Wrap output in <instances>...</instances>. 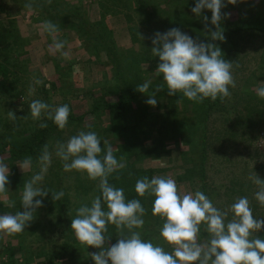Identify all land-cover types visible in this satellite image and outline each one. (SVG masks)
<instances>
[{
    "label": "trees",
    "instance_id": "1",
    "mask_svg": "<svg viewBox=\"0 0 264 264\" xmlns=\"http://www.w3.org/2000/svg\"><path fill=\"white\" fill-rule=\"evenodd\" d=\"M129 1L137 5L132 13H135V16L138 15L140 21L127 15L132 19L127 23L128 30L133 33L134 43L139 42L140 50L137 53L131 52L132 56L126 59L125 63L124 58H121L123 53L117 49L113 38L108 31H105L101 22L90 23L88 21L87 23L80 15L66 12V10L62 11V13L65 12L63 17L58 14H49L52 21H60L64 27L86 36V40L100 50L113 67L115 81L108 82V86L102 90L103 95H108L113 100L100 99L94 102L93 107L87 112L88 115L100 117L99 109L106 108L110 114V125L107 126L102 122L98 127L93 124L91 129L88 128V131H95L101 137L102 148L103 141L106 139L107 141L109 139L119 141L122 137L124 140V143L117 145L116 158L118 160L123 158L122 162L126 163V167L113 173L109 177V182L116 187L124 188L126 200L139 199L147 210L143 217L145 224L142 229H138L142 234V239L163 244L165 250L172 251L170 246L159 239L158 230L162 226L163 220L159 216L152 215L154 197L147 194L144 197H139L134 190L136 180L144 176L151 179L154 169L144 168L136 161L143 162L156 158L166 150V142L173 141L175 143L179 139L184 140L186 150L179 154L180 159L185 162L184 168L179 173L176 171L172 173L178 186H185L191 190L192 183L204 192L216 207L222 210H226L235 198L247 196L253 215L257 218L264 217V207L260 206L253 196L257 188L248 179L249 174L253 171L264 179V161L258 158L260 149L257 145L260 134L264 132V99H260L255 92V88L259 85L258 79L264 78V47L259 53L261 61L257 66L256 73H250L243 80L242 83L246 85H236L234 88L229 86L231 92L229 97L223 100L217 98L216 101L206 98L203 102L197 103L188 100L182 93L169 96L167 86L163 83L164 90L156 94L157 104L155 106L148 105L145 101L149 98V94L156 85L162 84L152 80L149 93H140L136 90L138 85L150 79L146 77V71L140 67V64L147 63L155 69L159 63L156 59L158 57L152 56V44L148 41V37H151L156 31L163 33L172 27H179L184 32L185 28L190 29V34L194 38L198 37L201 41L215 43L217 46L218 44L211 41L210 37L205 34L204 27L199 24L201 21L191 13L190 6H194L195 0H127V4L124 3V5L128 8H130ZM161 2H166V7L183 6L184 10L181 11L183 16L188 15L187 20L174 22L165 18L163 13L165 9L161 10ZM180 2L183 5H179ZM52 7L58 9L57 5L52 4ZM44 12L45 10L42 8L40 13ZM207 13L211 16L210 10ZM46 17L48 16L44 14V18ZM70 17L77 19L78 22L71 21ZM227 26L228 28L224 31L226 38L223 41L225 42L224 47L220 48L224 59L232 61L233 69H236L237 72L239 41L243 39L246 31L258 29L264 33V27L240 26L233 23ZM139 34H142L146 41L142 40ZM145 46H148V50L144 49ZM19 72V69L16 72L0 64L1 96L7 95L10 99H14L19 94L21 90L16 88L20 82ZM41 91L42 94L46 93L44 84ZM13 112L17 118L15 120L7 119L4 125L8 127L11 125L14 131L28 127V132L21 142H13L8 135L3 134L0 130V158L9 154L8 158L2 159L4 162H8L11 173L10 183L6 185V188L13 189L12 191L15 192L14 189L19 188L20 185L23 187L24 181L17 173L16 166L23 163L27 157L32 158V164L36 162L45 144L49 145L51 151L52 143L54 139L59 138L61 129L51 119L43 115L40 120L31 118V122H24L27 116L31 115L30 109L27 112H16L15 110ZM84 117L85 114L77 118L69 115L68 119L80 122ZM40 123H46L47 127L40 128ZM235 158H238L239 161H235ZM117 176L119 179H116ZM91 182L92 185H88V189L94 188L97 195H100L97 188L98 181L91 180ZM8 193L9 190L6 194ZM61 204L69 205L67 201H63ZM1 209L3 208L0 201ZM104 209L107 210L106 205H104ZM57 213V217L49 222L46 236L31 240L22 238L21 233L15 235L18 250L13 254L8 253L6 262L3 264H35L37 262L39 264H94L89 255L92 252L89 248H81V244L73 235L70 228L71 219L74 218L72 214L69 215L70 212H66L61 215L55 208L54 214ZM229 219H231V213ZM106 235L110 236V243L116 242L118 237L114 225L108 226ZM257 235L264 238V230H261ZM206 236L202 225L201 240H204ZM1 245L0 239V251Z\"/></svg>",
    "mask_w": 264,
    "mask_h": 264
},
{
    "label": "clouds",
    "instance_id": "2",
    "mask_svg": "<svg viewBox=\"0 0 264 264\" xmlns=\"http://www.w3.org/2000/svg\"><path fill=\"white\" fill-rule=\"evenodd\" d=\"M51 3V0H47ZM34 0H26L24 8L31 10ZM235 5L237 0H227ZM226 7L223 0H195L191 12L200 19L205 34L212 41H225L221 21L229 14L222 13ZM210 10L211 17L203 14ZM214 26L215 30L209 27ZM41 31L52 37L50 53H60L65 58L69 53L64 51L66 41L57 38L59 26L44 20ZM143 40L145 37L139 34ZM152 56L159 57L156 75L163 77L167 93L172 96L182 93L188 100L203 102L210 98L223 100L231 95L229 86L235 87L232 74L233 62L224 59L222 50L215 43L201 41L172 27L163 33L156 31L151 37ZM238 67V65H236ZM43 81L34 79V84ZM152 80L148 79L138 85L140 93H149ZM164 84H158L145 101L148 105L157 104L156 94L164 90ZM35 91L30 87L29 94ZM256 95L264 99V82L255 89ZM33 120H40L42 115L51 119L59 129L66 128L70 109L67 104L50 105L35 99L29 105ZM7 118L15 120L17 116L12 110ZM40 128L47 127L40 123ZM91 129V125H87ZM55 156L62 161L64 171H80L87 174L89 180L98 181L100 195L92 198L90 206L82 203L75 209V217L71 219L70 228L80 244L99 249L89 253L94 264H264V238L257 235L264 230V217H255L247 196L235 198L226 210L216 207L212 200L201 190L182 192L175 179L165 176H147L136 180L134 190L139 197L146 194L153 196L152 215L163 220L159 228V239L172 248L165 250L163 244L142 239L138 229H142L146 209L139 199L126 200L125 190L109 182V177L126 167V163L118 160L113 147L107 140L103 141L95 131L81 130L66 141H56ZM103 153V155H101ZM53 152L45 144L38 157L39 171L25 181L21 194L23 211L0 215V233L15 236L24 232L35 218L36 210L43 207V198L51 192V199L59 201L64 197L63 190L49 191L42 182L52 163ZM32 158L27 157L23 166L30 168ZM10 169L0 158V194H5L10 183ZM119 179V176L116 177ZM248 179L256 186L254 199L264 207V179L256 172L249 174ZM39 197L40 199H34ZM9 208L15 207V201L5 199ZM106 205V209H104ZM231 213V219L229 214ZM114 225L117 237L110 243L106 235L108 226ZM207 234L201 240V226Z\"/></svg>",
    "mask_w": 264,
    "mask_h": 264
},
{
    "label": "rangeland",
    "instance_id": "3",
    "mask_svg": "<svg viewBox=\"0 0 264 264\" xmlns=\"http://www.w3.org/2000/svg\"><path fill=\"white\" fill-rule=\"evenodd\" d=\"M25 2L26 0H0V64L16 72L18 69L20 70L18 74L20 82L16 85V88L21 90L14 99H10L7 95L1 96L0 94L1 132L8 135L9 139L13 142H21V139L28 132V127H22L14 131L11 125L9 127L5 126L4 124L8 119L7 112L9 110L27 112L30 109V103L35 99L42 100L53 106L67 104L70 109L69 115L76 118L85 114L84 119L80 122L75 119H68L66 128L60 130L59 138L54 139L52 143V163L48 168L42 186L49 191L63 190L65 198L53 201L51 199V192L48 193L47 197L43 198V207L36 210L34 220L21 233L22 238L32 240L33 238L38 239L46 236L49 222L58 215V213L54 214L55 208L61 215L70 212L69 215L72 214V217H75V209L82 203H88L90 206L92 198L97 196V191L94 188L90 187L88 189V185H92V182L88 179L86 173L76 170H63L62 161L55 156L54 145L56 141H66L81 130L88 131L87 125L93 126V124H96V126L100 127L102 122L106 123L107 126L110 125V114L106 108L99 109L101 112L100 117L88 115L87 112L93 107L94 102L100 99L113 100L108 95H103L102 90L105 86H108V82L113 83L115 81L113 67L106 60L104 54L91 45L86 40V36L64 27L60 21H52L50 14H58L63 17L65 12L62 13V11L66 10V12L80 15L87 23L88 21L90 23L101 22L105 31H108L113 38L117 49L120 53H123L124 56L122 55L123 57L121 56V58H124V63L126 59L132 56L131 52L137 53L140 50L139 42L134 43L133 33L128 30L127 23L132 20L128 16H133L137 20L140 17L132 13L133 9L137 8L135 3L132 4L129 1L130 8L124 5V3L127 4V0H51V3H48L47 0H34L31 10L24 8ZM182 2L179 5H183ZM223 2L226 4V7L222 8L221 12L229 14L225 19L226 21L224 19L221 21V27L224 31L228 28L227 25L231 23L240 26L264 27V0H237L235 5L228 4L227 0H223ZM52 4L57 5L58 9L53 8ZM165 4L166 2H161V10L165 9L163 12L165 18L174 22L187 20L188 15L185 14L183 16L182 13L184 10L183 6L166 7ZM191 7L193 6H190V10ZM42 8L45 10L43 14L40 13ZM207 12L208 10H203V14L207 15L210 21L211 16ZM44 14L48 17L44 18ZM192 14L195 16L194 13ZM69 19L78 22L75 18L70 17ZM44 20H51L59 26V31L56 35L58 39L66 41L64 51L69 53L68 58H65L58 52H49L52 37L41 31L40 25ZM199 24L203 26V24ZM209 27L215 30L214 26L210 24ZM184 30L191 35L190 29L185 28ZM246 32L243 39L239 41L240 48L236 62V65H238L236 67L237 72L236 69L232 70L235 85L238 86L243 84V80L250 73H256L257 66L261 61L259 53L264 47L263 32L258 31V29ZM148 41L151 42L150 39ZM215 42L223 49L225 42L222 43V41L218 40ZM144 49L148 50V46H145ZM156 59L159 61V57ZM140 67L146 71L147 78L161 82L162 84L164 83L162 74L156 75V68L154 69L147 63L140 64ZM34 79L42 80L43 83L36 85L34 84ZM261 82H264V78L258 79V83L260 84ZM43 84L45 94H42L41 91ZM30 87H34L35 89L32 94H29ZM9 96L11 97L10 94ZM31 118V115H28L24 122H31ZM122 140V137L119 141L108 140V143L113 147L115 156L118 143L119 145L124 143V140ZM257 145L260 149V153L258 152L260 157L258 158L264 161V132L260 134ZM165 146L166 150L156 158L144 160L143 162L136 161V163L143 165L144 168L154 169L153 176L173 178V172L179 173L184 168L185 162L180 159L179 154L186 150V145L183 139H179L175 143L173 141L166 142ZM8 156L9 154H6L1 156V158L6 159ZM237 160L239 161L238 158H235V161ZM4 163L8 165V162ZM16 168L17 173L24 179V185L25 181L29 180L33 174L39 171L38 160L30 168L24 167L23 163H19ZM69 187L72 189H68ZM178 187L182 192L194 193L198 189L192 183L191 190L185 186ZM8 190V194L5 193L0 196L3 208L0 210V215L8 212L23 211L20 204L23 187L20 185L19 188L14 189L15 192L12 191L13 189ZM5 199L15 201V207L9 208L4 203ZM63 201H67L69 205H62ZM0 239L2 244L0 264H3V262H6L8 253L13 254L17 252L18 242L16 236H8L2 233H0ZM80 247L83 249L89 248L92 253L99 251V249L91 246L87 248V246L82 244Z\"/></svg>",
    "mask_w": 264,
    "mask_h": 264
},
{
    "label": "crops",
    "instance_id": "4",
    "mask_svg": "<svg viewBox=\"0 0 264 264\" xmlns=\"http://www.w3.org/2000/svg\"><path fill=\"white\" fill-rule=\"evenodd\" d=\"M134 4V3H133Z\"/></svg>",
    "mask_w": 264,
    "mask_h": 264
}]
</instances>
